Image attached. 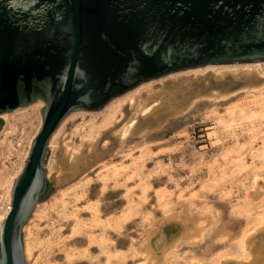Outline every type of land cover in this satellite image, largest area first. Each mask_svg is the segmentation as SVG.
<instances>
[{"label": "rangeland", "instance_id": "374dc122", "mask_svg": "<svg viewBox=\"0 0 264 264\" xmlns=\"http://www.w3.org/2000/svg\"><path fill=\"white\" fill-rule=\"evenodd\" d=\"M164 83L176 95L162 104ZM150 88L158 106L120 135L133 113L128 96ZM44 104L0 112V214ZM44 173L47 187L22 226L28 264H135L142 240L169 244L195 224L199 237L168 264L239 256L241 237L264 217L247 195L255 179L264 191V59L175 69L99 109L72 110L48 141Z\"/></svg>", "mask_w": 264, "mask_h": 264}, {"label": "water", "instance_id": "95a60500", "mask_svg": "<svg viewBox=\"0 0 264 264\" xmlns=\"http://www.w3.org/2000/svg\"><path fill=\"white\" fill-rule=\"evenodd\" d=\"M258 59L264 0H0V112L45 101L2 219L0 264H28L22 226L47 187L48 141L69 112L99 109L175 69Z\"/></svg>", "mask_w": 264, "mask_h": 264}, {"label": "bare ground", "instance_id": "6f19581e", "mask_svg": "<svg viewBox=\"0 0 264 264\" xmlns=\"http://www.w3.org/2000/svg\"><path fill=\"white\" fill-rule=\"evenodd\" d=\"M164 84H167V83H164ZM223 85L224 83L222 84V86ZM225 86L226 85H224V87ZM156 89L150 88L149 90H147V93L146 91L145 93L143 92L144 94H142L141 92H137L133 96H128V103L131 107V110H133V113L132 115L130 114L131 116L129 117L126 126H124L121 129V132H120L121 134L119 133L120 135L126 134V131H128L132 126H134L137 122H139L138 120L140 117L146 116L147 113L151 112L154 105L158 104V97L155 98V96L159 95V93L155 95ZM164 90H165V87H164ZM171 90H173V86L172 88H169V85L167 84L166 91L171 92V93L167 95V92L164 93L163 91V94L161 95V98H160V101L162 102V104L169 102L171 97H173L172 100L175 98V95H176L175 91L173 93ZM120 107H121V104H119L118 108ZM73 149L74 148H70L68 150L70 153L69 155L72 154ZM247 195H248V202L252 206V208L258 211H264V191H260L258 189L256 179L254 180V183H253V190L248 192ZM7 212H8L7 210H4L0 214V225H2L1 224L2 219L5 217ZM200 227L203 228L204 226H201V225L199 226L195 224L193 227L188 228L185 232L178 234L177 236L172 235L171 237L173 238V241L169 244H164V242L162 243L161 241H158V240H156L155 242L153 241L154 243L152 244L149 242L150 238L147 239L146 238L147 236H146L145 237L146 239L142 240L138 244L139 246L138 249L140 251L141 257L139 261L136 262L135 264H168L170 257H171L172 250H174L175 248H177L184 242L193 243L194 241H196L200 233L196 234L195 230L199 229L201 231L202 229ZM240 247H241V254L239 256L232 257L230 255L231 256L230 257V256H226L223 254L224 256L222 255L221 258L219 257L218 261L215 264H264V217H262L261 223L258 224L252 231L247 232L243 237H241ZM187 264H202V263L199 262L198 260H193Z\"/></svg>", "mask_w": 264, "mask_h": 264}, {"label": "built area", "instance_id": "2783aa9c", "mask_svg": "<svg viewBox=\"0 0 264 264\" xmlns=\"http://www.w3.org/2000/svg\"><path fill=\"white\" fill-rule=\"evenodd\" d=\"M11 206H12V205H11V202H9V203L7 204V206H6V210L9 211V210L11 209Z\"/></svg>", "mask_w": 264, "mask_h": 264}, {"label": "flooded vegetation", "instance_id": "af4514ba", "mask_svg": "<svg viewBox=\"0 0 264 264\" xmlns=\"http://www.w3.org/2000/svg\"><path fill=\"white\" fill-rule=\"evenodd\" d=\"M39 98V97H38Z\"/></svg>", "mask_w": 264, "mask_h": 264}]
</instances>
